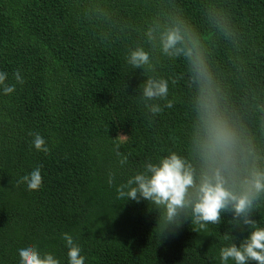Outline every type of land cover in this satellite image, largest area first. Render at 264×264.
<instances>
[{"label":"trees","instance_id":"trees-1","mask_svg":"<svg viewBox=\"0 0 264 264\" xmlns=\"http://www.w3.org/2000/svg\"><path fill=\"white\" fill-rule=\"evenodd\" d=\"M85 0H0V71L9 83L19 69L24 83L0 94V264H17L16 249L33 243L67 264L62 233L74 236L85 264H220L225 235L239 243L247 231L228 222L193 231L185 222L160 234L158 212L147 201L118 197L124 182L148 158L183 147L188 88L182 61L161 59L158 71L181 77L171 88L172 108L146 118L137 96L145 77L125 63L127 47L137 40L101 41L82 16ZM137 26L154 0H105ZM201 32H207L203 5L228 10L243 39L248 82L264 87V0H172ZM230 46L217 41L216 58L228 71ZM34 133L44 136L49 151L32 146ZM118 134L129 136L113 151ZM40 166L42 183L28 189L19 178ZM115 172V183H107ZM253 218L264 224V205ZM80 222L84 226L80 227ZM231 229V232H230Z\"/></svg>","mask_w":264,"mask_h":264},{"label":"clouds","instance_id":"clouds-1","mask_svg":"<svg viewBox=\"0 0 264 264\" xmlns=\"http://www.w3.org/2000/svg\"><path fill=\"white\" fill-rule=\"evenodd\" d=\"M152 9L139 26L119 17L105 0H85L81 9L83 19L97 29L103 42L137 34L124 60L130 70L140 69L145 77L139 95L130 97L150 122L174 106L171 88L181 78L161 74L160 60H180L185 67L182 77H186L188 96L182 149L162 150L165 154L146 159L117 185L118 197L145 200L153 206L161 235L185 222L194 225L195 232L206 231L230 214L232 227L247 233L238 244L232 235H225L228 243L218 251L220 264H264V224L253 218L264 205V87H254L247 80L240 30L226 8L211 2L203 5L207 32H201L172 0H154ZM217 41L230 46L228 71L216 58ZM8 76L0 71V94L5 96L14 93L16 83H24L19 69L13 73L16 83H9ZM30 135L36 150L49 151L43 135ZM128 139L123 134L110 139L120 167L128 164V155L120 151ZM115 175L109 172V185L115 183ZM18 183L38 189L40 166ZM62 238L67 264H85L74 236L64 232ZM16 251L17 264H64L63 258L33 243Z\"/></svg>","mask_w":264,"mask_h":264},{"label":"rangeland","instance_id":"rangeland-1","mask_svg":"<svg viewBox=\"0 0 264 264\" xmlns=\"http://www.w3.org/2000/svg\"><path fill=\"white\" fill-rule=\"evenodd\" d=\"M82 226H84V224H82V223L80 222V227H82Z\"/></svg>","mask_w":264,"mask_h":264}]
</instances>
